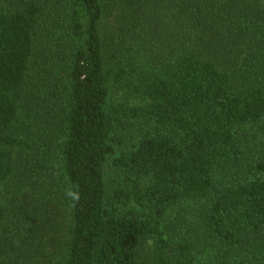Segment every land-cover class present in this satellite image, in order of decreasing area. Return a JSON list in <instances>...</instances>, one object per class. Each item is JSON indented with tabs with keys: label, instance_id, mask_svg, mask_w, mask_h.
Masks as SVG:
<instances>
[{
	"label": "trees",
	"instance_id": "1",
	"mask_svg": "<svg viewBox=\"0 0 264 264\" xmlns=\"http://www.w3.org/2000/svg\"><path fill=\"white\" fill-rule=\"evenodd\" d=\"M186 200L264 264V0H0V264H197Z\"/></svg>",
	"mask_w": 264,
	"mask_h": 264
},
{
	"label": "rangeland",
	"instance_id": "2",
	"mask_svg": "<svg viewBox=\"0 0 264 264\" xmlns=\"http://www.w3.org/2000/svg\"><path fill=\"white\" fill-rule=\"evenodd\" d=\"M127 97L123 94L122 91L113 90L112 97H111V106L115 109L126 104ZM200 207L199 202L186 200L181 204V206L175 210H173L167 219V226L171 230H177V233H181L183 236H192L196 239L201 240L199 233L195 234L196 230V223H197V212ZM182 212L184 224H180L175 221L176 213ZM151 243L148 242L147 245L143 248L142 257L149 256ZM199 253L197 255V264H215V257L214 251L210 245H205L203 242L200 244L198 242Z\"/></svg>",
	"mask_w": 264,
	"mask_h": 264
}]
</instances>
